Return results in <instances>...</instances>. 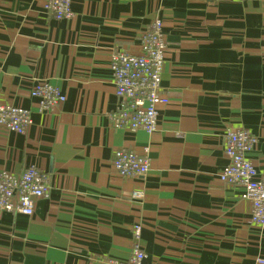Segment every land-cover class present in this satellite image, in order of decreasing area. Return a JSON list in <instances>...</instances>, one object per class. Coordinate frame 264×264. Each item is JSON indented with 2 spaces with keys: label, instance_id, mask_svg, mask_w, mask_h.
Masks as SVG:
<instances>
[{
  "label": "crops",
  "instance_id": "obj_1",
  "mask_svg": "<svg viewBox=\"0 0 264 264\" xmlns=\"http://www.w3.org/2000/svg\"><path fill=\"white\" fill-rule=\"evenodd\" d=\"M44 2L0 0V104L31 117L24 133L0 125V171L51 174L31 216L0 211V264L125 262L136 223L143 264H260L264 228L218 173L226 129L242 127L258 138L248 158L264 178V0H71L60 20ZM155 18L168 102L152 133L116 128L112 51L139 54ZM35 80L64 101L40 110ZM119 148L146 153L148 171L118 175Z\"/></svg>",
  "mask_w": 264,
  "mask_h": 264
},
{
  "label": "built area",
  "instance_id": "obj_2",
  "mask_svg": "<svg viewBox=\"0 0 264 264\" xmlns=\"http://www.w3.org/2000/svg\"><path fill=\"white\" fill-rule=\"evenodd\" d=\"M43 8L57 20L70 18L74 14L71 0H45ZM166 48L162 21L155 18L141 37L139 54L112 51L110 67L117 103L109 118L114 127L130 131L144 130L147 133L156 130L158 106L168 102L161 89ZM29 93L38 100L42 111L53 110L65 99L60 88L47 80H35ZM30 123L28 109L15 104H0V125L10 131L24 133ZM224 137L227 163L219 171L218 177L227 184L243 188L241 197L251 202L250 221L264 228V178L258 175L248 158L258 138L242 127L227 128ZM149 161L146 153L137 154L119 148L114 152L111 166L118 175L130 178L144 175L149 169ZM50 175L34 164H29L19 175L11 171H0V211L31 216L34 200L46 196L50 190ZM142 195V191L134 192L135 197ZM140 239L141 225L136 223L132 228L128 259L125 262L110 260V264H143L146 253ZM257 262L264 264V259L257 258Z\"/></svg>",
  "mask_w": 264,
  "mask_h": 264
}]
</instances>
